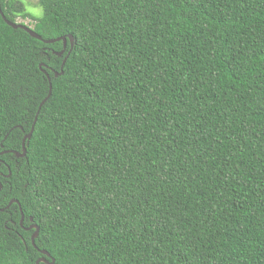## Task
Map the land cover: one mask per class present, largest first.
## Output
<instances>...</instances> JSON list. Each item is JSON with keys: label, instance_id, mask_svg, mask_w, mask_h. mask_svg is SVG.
Here are the masks:
<instances>
[{"label": "trees", "instance_id": "16d2710c", "mask_svg": "<svg viewBox=\"0 0 264 264\" xmlns=\"http://www.w3.org/2000/svg\"><path fill=\"white\" fill-rule=\"evenodd\" d=\"M27 7L0 0V264H264V0Z\"/></svg>", "mask_w": 264, "mask_h": 264}, {"label": "water", "instance_id": "95a60500", "mask_svg": "<svg viewBox=\"0 0 264 264\" xmlns=\"http://www.w3.org/2000/svg\"><path fill=\"white\" fill-rule=\"evenodd\" d=\"M8 24H9L11 27H13L14 29L19 28V29H23V30H25V31H26V32H27L32 38H34V39H36V40H38V41H41V42H43V43H45V44H53L54 42H59L60 40H62V42H63V51H61V52H59V53H55V55H57L58 57H61V56H62V54H63V52H64V49H65V46H66V39H65V38L56 39V40L44 41V40H42L39 36H37L35 33H33V32L31 31V29L28 28V27L25 26V25H21V24H18V23H17V24H16V23H15V24L8 23ZM69 40H70V43H71V45H72V43H73L72 38L69 37ZM66 58H67V57H66ZM66 58H65V59L63 60V62H62V65H61V72H60L59 74H58V73H55V76H59V75L62 74V68H63V66H64V64H65ZM39 68L41 69V65L39 66ZM50 87H51V86H50ZM37 115H38V112H37V114H36L35 121L37 120ZM32 133H33V127H32V129H31L30 133L27 134V135L23 138V140H22V153H21V154L16 153V152H10V153H13L16 157H23V156H25V153H26V150H25V141L31 138ZM4 153H8V152H4ZM12 202L17 203L16 201H11V203H12ZM17 204H18V203H17ZM18 205H19V204H18ZM20 223H22V215H21V221H20ZM29 229H34V230H35L34 233H33V235L31 236V242H32V244H34V239H35V238L37 237V235H38V228H37L36 226L32 225ZM41 254L49 258V255H48L45 251H42ZM39 263H45V264H47V262H46L45 259H39V260L36 262V264H39ZM50 264H54V260H53V259H51Z\"/></svg>", "mask_w": 264, "mask_h": 264}, {"label": "rangeland", "instance_id": "374dc122", "mask_svg": "<svg viewBox=\"0 0 264 264\" xmlns=\"http://www.w3.org/2000/svg\"><path fill=\"white\" fill-rule=\"evenodd\" d=\"M26 2L29 4V7H27L28 12L37 17L41 14L39 7H37V0H26ZM33 19H27V20H22V19H18L17 23L18 24H24L29 28H32L33 25Z\"/></svg>", "mask_w": 264, "mask_h": 264}]
</instances>
